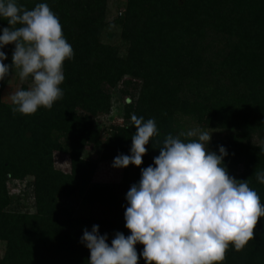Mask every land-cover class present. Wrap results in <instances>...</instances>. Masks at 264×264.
<instances>
[{"label":"trees","instance_id":"obj_1","mask_svg":"<svg viewBox=\"0 0 264 264\" xmlns=\"http://www.w3.org/2000/svg\"><path fill=\"white\" fill-rule=\"evenodd\" d=\"M41 2L59 18L74 56L64 61L63 96L51 109L13 113L1 95L18 69L0 80L1 264H88L85 229L99 225L109 243L116 232L129 235L125 195L166 135L182 133L185 117L227 132L211 139L209 150L224 146L228 174L247 180L264 203V184L255 175L264 170V143L254 142L264 139V0H125L112 28L108 0H17L27 9ZM7 26L0 18V28ZM116 32L122 49L112 41ZM13 49H0L5 64L12 63ZM113 96L122 103L124 123L108 131L93 118L108 113ZM132 114L154 118L160 135L145 145L142 164L133 165L121 193L93 181L97 161L86 148L102 159L129 154ZM56 151L68 155L69 171L54 166ZM27 176L36 211H11L7 182ZM99 202L106 204L101 216L90 210ZM76 206L85 213L76 214ZM253 231L242 250L229 247L222 264H264V217ZM135 247L139 256L143 245Z\"/></svg>","mask_w":264,"mask_h":264},{"label":"clouds","instance_id":"obj_2","mask_svg":"<svg viewBox=\"0 0 264 264\" xmlns=\"http://www.w3.org/2000/svg\"><path fill=\"white\" fill-rule=\"evenodd\" d=\"M0 18L8 24L0 28V49L14 44L10 65L0 50V80L15 68L21 80L33 81L29 89L11 93L13 113L51 109L63 96L64 61L74 56L59 18L47 3L27 9L17 0H0ZM131 123L136 131L129 154L115 156L114 168L140 166L145 145L160 135L154 118L132 114ZM210 139L211 132L200 128L166 135L153 164L141 168L138 182L125 195L130 234L116 232L109 243L99 225L83 231L88 264H138L140 257L145 264H222L230 246L240 251L253 239L264 203L247 180L228 174L225 147L218 153L209 150ZM255 175L264 184V170ZM138 243L143 245L139 256Z\"/></svg>","mask_w":264,"mask_h":264},{"label":"rangeland","instance_id":"obj_3","mask_svg":"<svg viewBox=\"0 0 264 264\" xmlns=\"http://www.w3.org/2000/svg\"><path fill=\"white\" fill-rule=\"evenodd\" d=\"M124 1L125 0H108V10L106 20L110 23V27H114L112 25V21L115 17L120 16L124 12ZM116 32L113 36V43L123 48V42L117 36ZM19 71V70H18ZM22 84L27 85V89H29L32 84V78L29 77L26 80H21L19 78L18 72L15 74L13 80H11L2 91V99L6 103H11L10 95L11 93L19 90ZM124 111L122 110V103L118 99L117 96H113L111 99L110 109L106 114H100L93 118L95 124L98 127L104 126L108 131L111 128L123 124L124 123ZM181 124H183V132H187L193 128H200L205 131L211 132V139H223L227 136V132L218 129V128H209L207 126H202L198 124L194 119L191 118H181ZM210 139V140H211ZM254 142L256 143H264V139L255 136ZM87 152L90 153L89 156L97 161L96 170L93 174V181L98 183L111 184L114 190H117L121 193H125L128 187L129 182L132 178V173L134 172V166L128 165L123 168H114L112 167L113 159H102L98 157L94 152L90 151V147L86 148ZM68 155L61 152H54L53 161L54 166L62 171H69V159ZM33 178L30 176L25 177L23 180L10 179L7 182L8 192L10 193V206L9 209L11 211H21L24 213H34L36 211L35 207V198L33 194ZM100 203L99 205L91 204L90 210L94 215H103L106 211V204ZM89 206V205H88ZM76 214H84V207L76 206L75 208ZM4 253V244L0 243V260L3 257ZM1 264V263H0Z\"/></svg>","mask_w":264,"mask_h":264}]
</instances>
